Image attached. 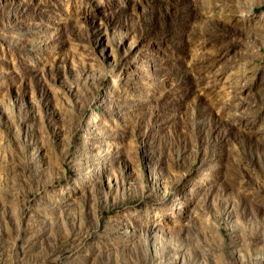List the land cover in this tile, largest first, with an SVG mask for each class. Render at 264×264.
Listing matches in <instances>:
<instances>
[{"label": "rangeland", "instance_id": "374dc122", "mask_svg": "<svg viewBox=\"0 0 264 264\" xmlns=\"http://www.w3.org/2000/svg\"><path fill=\"white\" fill-rule=\"evenodd\" d=\"M0 264H264V0H0Z\"/></svg>", "mask_w": 264, "mask_h": 264}]
</instances>
